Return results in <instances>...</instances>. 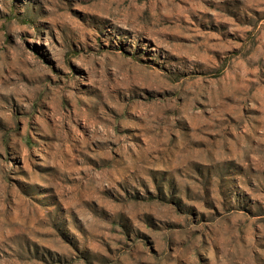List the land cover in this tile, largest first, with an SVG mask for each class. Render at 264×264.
<instances>
[{"label":"rangeland","instance_id":"rangeland-1","mask_svg":"<svg viewBox=\"0 0 264 264\" xmlns=\"http://www.w3.org/2000/svg\"><path fill=\"white\" fill-rule=\"evenodd\" d=\"M0 264H264V0H0Z\"/></svg>","mask_w":264,"mask_h":264}]
</instances>
